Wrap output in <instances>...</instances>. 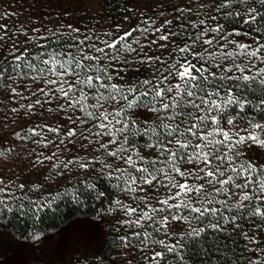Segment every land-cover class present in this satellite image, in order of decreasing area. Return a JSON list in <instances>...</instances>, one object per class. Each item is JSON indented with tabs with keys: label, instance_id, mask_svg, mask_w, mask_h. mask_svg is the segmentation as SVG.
I'll return each mask as SVG.
<instances>
[{
	"label": "snow or ice",
	"instance_id": "6c2138e0",
	"mask_svg": "<svg viewBox=\"0 0 264 264\" xmlns=\"http://www.w3.org/2000/svg\"><path fill=\"white\" fill-rule=\"evenodd\" d=\"M196 3L199 0H187L188 6L175 12L193 13ZM200 8L219 15L200 18L197 11L193 13L197 19L187 21L174 15L159 26L149 18L123 31L116 25L115 31L102 34L109 37L104 40L94 35L95 30L81 33L67 25L76 35L66 49L47 50L48 44L37 43L46 50L40 53L21 49L14 41L0 55V87L24 99L23 92L6 84L7 79L44 81V87L30 90L36 100L21 105L27 114L37 106L63 100L47 111L64 112L68 123L37 124L26 130L28 135L16 133L17 138L40 136L33 142L43 147L54 144L58 151L60 145L72 151L79 142L80 149L99 154L77 153L53 168L78 164L87 171L99 163L100 171L117 181L120 191L144 193L131 196L138 201L136 207L120 200L115 203L130 217L118 223L144 229L132 237L138 240L135 247L145 254L146 264H188L182 241L206 232L235 233L234 243L236 238L243 240L238 260L264 264V162L246 153L264 149V0H211ZM221 18L237 21L243 30L227 28ZM57 32L28 36L22 31L27 37L22 43H52L50 37ZM6 37L7 26L0 23V41ZM129 72L138 74L129 76ZM46 133H53V139H46ZM136 137L147 143L138 145ZM145 149L153 151L146 154ZM58 151L35 163L52 160ZM0 185V207H8L4 198L8 196L27 199L28 210L37 218L44 210L43 203L15 197L2 177ZM161 187L167 189L162 199L155 195ZM19 188L23 190L25 184ZM173 222L189 228L170 232ZM162 230L166 239L153 235ZM32 239L39 240L40 235ZM121 239L126 248L132 246L130 237ZM212 254L211 249L205 252L208 257Z\"/></svg>",
	"mask_w": 264,
	"mask_h": 264
},
{
	"label": "trees",
	"instance_id": "16d2710c",
	"mask_svg": "<svg viewBox=\"0 0 264 264\" xmlns=\"http://www.w3.org/2000/svg\"><path fill=\"white\" fill-rule=\"evenodd\" d=\"M18 3H0V14H6V10H9L8 5L13 6V14L4 15V19L0 20L2 24H8L13 21L15 24H10L8 27V37H12L11 40L6 37L5 41H0L3 44V48H0V55H2L9 45L14 41L18 43L23 49L28 47L32 53H40L46 51L37 47L39 44H48V49L64 47L66 49L67 44H70L76 35L70 33V30H66V27L61 28L64 23H71L74 28H79L81 33H87L90 30H95L94 35H101V39H108L103 37V33L99 31L97 26L90 25L84 20L85 14L75 13L72 11L74 4L66 3L64 6L63 0H17ZM19 1L21 3H19ZM126 0H104L103 5L106 10L104 19L107 21H119L125 17H129L131 22L129 25L135 27L140 24L141 21L146 20L148 14L140 15V13L132 14V11L125 9L123 6L126 5ZM125 2V3H124ZM81 4V3H80ZM66 7L70 9L66 11L68 15L66 18L62 15L61 19H55L51 17V22L48 24L56 23L51 28L45 29V35L51 32H57V29L63 30L60 33L51 36L52 43H48L44 40H39L36 43L23 44L19 41L24 35L21 32H31L32 27L39 26L41 23H47L48 18L54 11H63ZM24 10V12H23ZM20 12V13H19ZM23 12V13H22ZM15 14H19L16 16ZM219 15V13H215ZM159 16V20L164 19L162 17L165 14H156ZM173 14L171 15L174 17ZM205 15H210L208 12L201 13L200 18H204ZM192 18L187 16V19L183 18L184 21L188 19L195 20L197 17L191 14ZM173 19V18H171ZM158 21V20H157ZM221 22L225 23V26L229 29L235 27L239 30H243L241 25L237 21L228 23L227 20L221 18ZM173 23L177 21L173 20ZM157 25V23H156ZM66 26V25H64ZM158 26V25H157ZM141 27H144L141 24ZM134 35H139L134 33ZM30 36H37L31 35ZM27 38V37H26ZM81 38H83L81 36ZM153 38V37H149ZM178 42H182L178 39ZM31 54V53H30ZM155 54V53H150ZM11 59V57H9ZM140 72L145 76L148 74L147 70L143 67L140 68ZM138 74V73H137ZM133 72H129V76L137 75ZM42 82V81H41ZM6 84L16 88L17 91L23 92L24 99L11 94L8 87H0V177L4 179L5 185H9L10 190L14 193L15 197H28L36 203H43L45 205L44 210L34 216L30 212L29 204L27 199H13L5 196L4 198L8 202V207H0V233H10L13 236H18L24 239H32V236L37 234L40 237L47 231L59 228L67 225L79 218L83 217H104L112 215L114 221L106 229L105 238L102 244L93 251H79L73 253L65 262L59 263L49 257L46 250H42L41 247L37 248L35 254L31 258L29 264H146L144 259L145 254L142 253L135 245L138 244V240L132 237V233L136 231H143L144 229L137 228L135 225H124L122 226L118 221L130 219L124 215L120 210V207L115 202L117 200L124 201L125 203L136 207L138 201L131 199L132 195H144V193L130 194L128 192L120 191L116 188L117 181L106 178L103 172L100 171L102 165L97 163L94 164L87 171L81 169L78 164H71L67 168H64L63 164L60 167L53 168V164H59L60 161L72 159L77 153L81 156L91 157L93 155H99L98 153H92L84 151L79 148V142L73 148L72 151L64 150V145H60L58 151L54 144H49L48 147H43L42 144L34 143L41 139L40 136H30L29 139H19L15 135L20 133L28 135L27 129L33 128V125H29V122L23 121L21 125H17L14 122L13 117L20 113L18 105L20 103L26 105L36 100V96L31 95L32 87L35 84L32 80H12L7 79ZM24 85H27L29 90H25ZM30 97V99H28ZM57 102L63 103V100L53 101L51 105H45V107H55ZM18 109L13 112L12 109ZM47 108V109H48ZM28 118H31V114H27L26 108H23ZM52 113V112H51ZM54 118L56 125L66 124L68 121L64 119V112H55ZM76 116H80L79 112L75 113ZM256 118L259 119V114H256ZM20 124V123H19ZM39 131V129H37ZM63 133V129L61 130ZM45 135V133H41ZM54 137L53 133H46V139L52 140ZM56 139V143H59V139ZM73 139H77L73 137ZM138 145H145L146 139L141 137L135 138ZM67 143V141H65ZM87 143V141H84ZM69 145V148H72ZM54 151H58V155L54 156L52 160H44V163H35L36 160L44 159V156H51ZM153 151L152 149H145L146 154ZM43 155H40V154ZM247 155L252 157H259L261 162H264V149L252 148V150L246 152ZM25 184V188L21 190L20 184ZM33 185H41L39 189L32 188ZM93 185L94 187H90ZM3 185H0L2 187ZM29 189H32L31 191ZM167 194V189L159 188L155 195L159 198H163V195ZM24 207L21 208L20 205ZM159 207V205H156ZM34 207V205L32 206ZM142 207V205H141ZM11 208V211L8 210ZM114 209V210H113ZM167 213H161L158 215H165ZM135 218V217H131ZM207 223V221H205ZM189 225L177 224L173 222L169 231H183L187 230ZM152 231L151 228L147 229ZM156 238L166 239L163 235V230L160 233H153ZM130 237L129 243L131 247H125L122 237ZM205 237H208L205 239ZM235 233L229 236L226 233L213 234L206 232L200 238L188 239L185 237V247L187 249L185 260L188 264H246V261L238 260L241 255L243 240L236 238V242H233ZM33 240V239H32ZM40 242V241H38ZM42 243V242H40ZM237 244L240 247H237ZM0 243V253L2 250ZM209 249L212 251V256L208 257L205 255ZM217 249L219 251H217ZM159 250V249H157ZM247 255V253H245Z\"/></svg>",
	"mask_w": 264,
	"mask_h": 264
},
{
	"label": "rangeland",
	"instance_id": "374dc122",
	"mask_svg": "<svg viewBox=\"0 0 264 264\" xmlns=\"http://www.w3.org/2000/svg\"><path fill=\"white\" fill-rule=\"evenodd\" d=\"M21 1V0H20ZM19 1V3H21ZM57 1V0H56ZM104 0H63V6L66 3H73L74 7L72 9L75 13L85 14L83 17L86 22L90 25L97 26L100 32L105 33L108 31H115L116 25H120L121 31L130 29L129 23L131 19L129 17L120 19L119 21H107L104 19L106 10L103 5H107L103 3ZM126 5L123 6L125 9H129L132 11V14L140 13V15L148 14L149 18L155 19L157 25L159 26L164 20L173 18L171 15L177 14L181 15L183 18L187 19L192 18L190 16L193 13L199 11L200 13L208 12L210 15H217L216 12L211 10L210 8H200L201 3H211V0H199V3L192 5L193 13H177L175 9L177 8H185L188 6L187 0H126ZM124 2V3H125ZM0 3H18L17 0H0ZM81 3V4H80ZM9 10H6V14H13V6L8 5ZM69 7H66L63 11L57 10L54 11L51 16L48 18L47 23H41L39 26H33L32 29H38L39 31L28 33V36L31 35H45V29L51 28L56 23L48 24L51 22V17L55 19H61L62 15L65 17L68 15ZM15 12V11H14ZM24 12V10H23ZM22 12V13H23ZM20 13V12H19ZM165 14L164 19L159 20V16L156 14ZM7 15L6 18H7ZM18 16L19 14H15ZM68 18V17H66ZM15 18L13 19V21ZM158 20V21H157ZM5 24L7 29L10 24H15L14 22ZM64 25H72L70 22ZM65 26V27H66ZM64 30V28H63ZM62 29L59 30V34ZM66 30H69L66 27ZM106 37V36H103ZM109 39V37H107ZM27 39L23 36L19 41ZM10 47V45L8 46ZM7 50V49H6ZM45 82L40 81L32 87L34 90L37 87H44ZM43 95L41 94V99L43 100ZM62 99V98H61ZM57 101V100H53ZM52 101V102H53ZM60 101V99H59ZM21 105H26V103H20L18 105V109L20 113L16 114L13 119L17 125H21L23 121L29 122V125H33L35 127L37 124H51L52 126H56V120L49 117L54 118V114L47 111V108L44 104L43 108L37 106L33 109V113L31 114V118L29 119L26 115ZM41 113H43L41 115ZM20 123V124H19ZM252 150L247 149L246 152ZM114 221L112 215L104 216V217H83L79 218L67 225L61 226L59 228L49 230L45 232L39 240L32 239H24L18 236H13L10 233H0V243L2 245V250L0 253V264H29L31 262L32 256L37 251V248L41 247L42 250H46L49 257L54 259L59 263L65 262L73 253L79 251H93L97 249L105 238L106 229L109 225H111ZM42 243H40V242Z\"/></svg>",
	"mask_w": 264,
	"mask_h": 264
}]
</instances>
